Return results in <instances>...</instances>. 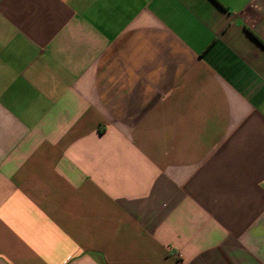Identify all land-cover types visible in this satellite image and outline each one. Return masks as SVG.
I'll return each instance as SVG.
<instances>
[{
	"label": "crops",
	"instance_id": "1",
	"mask_svg": "<svg viewBox=\"0 0 264 264\" xmlns=\"http://www.w3.org/2000/svg\"><path fill=\"white\" fill-rule=\"evenodd\" d=\"M0 264H264V0H0Z\"/></svg>",
	"mask_w": 264,
	"mask_h": 264
}]
</instances>
